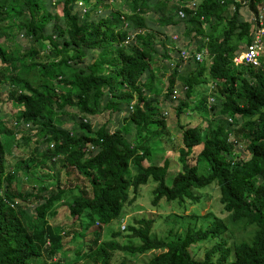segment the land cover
<instances>
[{"label": "trees", "instance_id": "obj_1", "mask_svg": "<svg viewBox=\"0 0 264 264\" xmlns=\"http://www.w3.org/2000/svg\"><path fill=\"white\" fill-rule=\"evenodd\" d=\"M151 1L161 13L157 19L164 31L147 27ZM191 1L0 0V38L13 40L16 29L35 44L20 53L18 47L9 51L0 42V264H30L33 258L59 264L67 237L74 236L81 240L70 264H113L117 252L125 254L118 264H129L128 256L147 252L152 255L144 264H264V51L259 66L232 61L253 41L260 21L264 24V9L258 17L264 0H196V8L184 5ZM59 5L62 16L52 15L50 10ZM242 6L255 12L252 20L243 17ZM51 18L55 22L48 31ZM185 36L188 41L181 42ZM192 42L197 44L193 48ZM203 49L199 61L195 54ZM178 50L189 54L186 61ZM180 63L188 65L186 73H180ZM177 81L185 92L176 106L181 170L168 184L169 159L156 165L151 149L152 143L164 152L166 144L169 152L174 148L167 112L162 111L165 101L175 99ZM208 82L204 95L212 100L202 96L197 101L194 89ZM68 107L76 109L77 126H56L57 114H72L66 112ZM106 109L122 113L114 130L91 124L90 116ZM185 109L207 114L206 126L180 121ZM10 112L15 116L8 123L4 116ZM18 132L24 142H33L30 153L35 158L57 159L81 179L17 187L20 170L28 176L34 159L9 166L1 137ZM239 143H245L247 159L234 157ZM199 162H206L207 173H199ZM149 179L156 183L153 205L162 199L196 203L195 190L216 183L228 224L187 227L181 235L157 238L151 235L154 220L140 217L125 225L124 241L116 239L118 231L102 239V226L118 218ZM64 211L70 219L53 224ZM230 227L251 231L230 246L221 235ZM213 240L202 258L189 250Z\"/></svg>", "mask_w": 264, "mask_h": 264}, {"label": "rangeland", "instance_id": "obj_2", "mask_svg": "<svg viewBox=\"0 0 264 264\" xmlns=\"http://www.w3.org/2000/svg\"><path fill=\"white\" fill-rule=\"evenodd\" d=\"M54 0H51L53 2ZM115 1V0H113ZM116 4L113 3V5ZM78 6H81V2L77 4ZM89 6V5H88ZM152 9L146 14L148 22L147 27L153 30H161L164 31V24H160L158 21V11L155 8V3L151 1ZM264 7V3L262 4ZM102 7V6H101ZM102 10H104L102 8ZM52 12V15L57 14L59 16H62L61 12V5L56 6V8H52L50 10ZM240 11L242 12V15L245 19L252 20L255 16V12H250L247 6H242ZM161 14V13H160ZM94 17H96L95 14ZM97 18V17H96ZM54 19L51 18L49 22L46 23V30L51 31L52 24L54 23ZM178 27V26H177ZM179 28V27H178ZM170 33V32H169ZM12 34L14 35V39L10 40L9 38H0V42L5 44L6 47L9 49L15 47L19 48V52L21 53L24 49H29L33 47L35 44L31 43L29 38H27L22 32L17 31L16 29H13ZM18 35V37L16 36ZM189 37L185 36V38L181 39V42L188 41ZM264 41V40H263ZM179 44V43H178ZM190 47L193 48L194 45H197L195 42L189 43ZM38 45V44H37ZM243 45H239V49H243ZM10 51V50H9ZM264 51V49H263ZM96 55V51L93 52ZM92 53V54H93ZM173 58H176L177 55L174 53L172 56ZM91 56L87 58L86 62L91 61ZM165 62V61H164ZM167 62V61H166ZM175 62V61H174ZM152 63V66L155 67V74L156 76H159V71L157 70V64L155 62ZM181 65H178V69L180 70V73H186V67L188 66L186 63H180ZM187 65V66H186ZM194 65L193 61H190L189 67L192 69ZM172 68L170 70H167L168 72H171L174 68V64H172ZM8 75V74H7ZM165 75L161 82H166ZM9 78V77H6ZM5 80V79H4ZM155 83V81H154ZM205 88H202V86L198 87V89H194L192 95L197 96V101H200L202 96H204L205 99L209 102V98L211 95L209 94L208 97L205 96V92L209 89L210 82L205 84ZM182 87V84L180 81H177L175 83L174 88H176L175 93V99L172 101L168 100L165 101L166 107L163 109L167 112V114H164L166 116L167 124L169 131L172 135V140L174 144L173 150L169 152L167 149L170 150L171 147H169V144L164 145V148L166 151H162L161 147H158L155 143H152L154 147L151 149V158L154 161L156 165H162L165 158L169 159V168L167 172L166 181L168 184H170L172 177L174 174H176L179 170H181L180 163L178 160V149L180 147V137H181V129L178 124V118L176 116V106L179 104V100L185 98V92L183 90H180ZM163 98V96H160ZM201 97V98H200ZM171 98V97H170ZM215 98V97H214ZM216 103V101H215ZM198 104V103H197ZM193 102L191 103V107L194 108ZM75 107H68V110L66 112L72 113V114H57L58 123L56 122V126L62 127V128H73L76 127V123L78 122V115H75L73 112H75ZM122 113L119 115H116L115 112H112L111 110H104L96 115L90 116L91 124L94 128L102 125L107 124L108 128L110 130H114V127L117 126L119 123V119L122 118ZM210 115V114H209ZM4 116V115H3ZM6 116V117H5ZM4 116L6 122H11L14 119L15 114L10 112L6 113ZM210 117L202 113L196 109L194 110H186L181 115L180 121L186 122V124L192 125H198L202 124L203 126H206V122L209 121ZM123 124H125L123 122ZM136 130L132 129L130 132V135H134ZM22 133V132H21ZM20 132L14 135H6L2 136L1 140L3 141V144L7 148V154L6 159L8 161L9 166H15L21 159H34L31 164L29 165V172L28 176L24 175V170L21 169L20 173L18 175L17 180V187L21 188H30V187H37L41 184L42 180L44 185H54L56 182L63 185L66 178L69 177L70 180L75 181L76 179L80 180L79 174L75 171V169H72L70 167L62 168L61 164L62 162H59L57 159H50V160H43L40 158H35L31 153L30 150L33 146V142H24L25 140L22 139ZM51 145L53 142L50 143ZM160 146L162 144L158 143ZM46 146V144H41L39 147L43 148ZM173 147V146H172ZM197 147L196 149H198ZM234 157L241 156L242 158L247 159L250 156V153L245 149V143L238 144L236 147V150L233 152ZM33 156V157H32ZM235 160H238L236 159ZM200 165L198 167L199 173H207V164L206 162H199ZM132 171V170H131ZM40 178V179H39ZM264 180V177L261 179ZM156 183L149 179L147 183L140 186L139 194H137L135 200L131 203L126 204L125 208H123V211L121 215L109 222L108 224H105L102 226L103 229V237L102 239H108L110 237V234L113 231H118L121 234L116 238L118 241L122 242L125 240L124 235L126 234L125 225L129 223H133L134 218H151L154 220L152 229H151V235L156 236L157 238H166L168 236L172 235H181L184 233L185 229L187 227H200V226H207L212 225L214 222H220V223H227L228 220V212H226L222 204L219 202V188L216 183H212L211 185L195 190L196 194L199 196V201L196 203L186 201L185 203L181 204L176 201L168 202L164 199H162L158 205H153L151 203L152 199V190L155 187ZM18 188V189H19ZM71 200V198H68L66 200V203H68ZM122 218V219H121ZM69 214L67 215V211H64V213H61L59 216V219H56V221H53V224L61 223L63 221L69 220ZM96 225H92V229ZM90 230V229H89ZM124 230V231H122ZM250 229H242L239 227H230L229 229L223 231L221 233L222 238L227 241V245H232L234 242L242 239V238H248V235L250 234ZM170 238V237H169ZM67 245L65 246V249H63L59 256L61 255L62 260H60L59 264H70L72 260H74L75 255L77 254V243L80 242V238L78 236L74 237H67ZM219 240V239H218ZM213 241H208L207 243H199L196 245H193L190 247L191 253L194 255L195 258H202L203 252L206 248L210 247ZM159 252V251H154ZM125 254L124 252H117L115 253L112 263L118 264V262L123 259ZM152 255V252H147L142 255H137L136 257H129L127 262L129 264H144ZM127 256V255H126ZM42 262L37 259L33 258L30 264H41ZM58 261H49L47 260L45 264H57Z\"/></svg>", "mask_w": 264, "mask_h": 264}, {"label": "built area", "instance_id": "obj_3", "mask_svg": "<svg viewBox=\"0 0 264 264\" xmlns=\"http://www.w3.org/2000/svg\"><path fill=\"white\" fill-rule=\"evenodd\" d=\"M237 1H240V0H237ZM241 2H242V4L247 3V1H245V0H243ZM184 5H188L191 8H196L197 2H196V0H192L191 2H188L187 4H184ZM263 9H264V7L262 5L258 6V11L260 12L259 16H258L259 19L262 18ZM177 14L179 17H183L184 11L179 9L177 11ZM260 25H261V27L257 29L253 41L245 47L244 51L241 54L235 55L232 58V61L234 62V64L237 65V64L243 63V64H250V65H254V66L260 65V57H261V54H262L263 49H264V41H263L264 24L262 21H260ZM172 38L176 39L177 35H173ZM128 40L129 39L126 38L125 42H127ZM204 51L205 50L203 49L202 51L197 52L195 54V57L197 60H199V61L202 60L203 55L205 53ZM177 53H178L179 58L183 59V62L188 59L189 54H187L185 50H180V51L178 50ZM174 93H176V90ZM210 100H212V99L210 98Z\"/></svg>", "mask_w": 264, "mask_h": 264}, {"label": "crops", "instance_id": "obj_4", "mask_svg": "<svg viewBox=\"0 0 264 264\" xmlns=\"http://www.w3.org/2000/svg\"><path fill=\"white\" fill-rule=\"evenodd\" d=\"M168 45V44H167Z\"/></svg>", "mask_w": 264, "mask_h": 264}]
</instances>
